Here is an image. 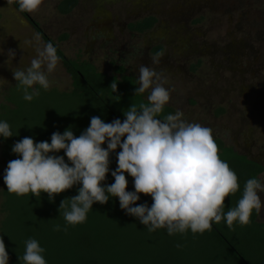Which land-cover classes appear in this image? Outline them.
Returning a JSON list of instances; mask_svg holds the SVG:
<instances>
[{
  "label": "clouds",
  "instance_id": "9594fccd",
  "mask_svg": "<svg viewBox=\"0 0 264 264\" xmlns=\"http://www.w3.org/2000/svg\"><path fill=\"white\" fill-rule=\"evenodd\" d=\"M15 2L19 11L33 13L43 0ZM33 39L37 43L35 57L26 68L12 71L26 101L39 96V89L34 85L45 90L50 87L49 75L60 61L53 43L41 46L39 33ZM15 55L14 49H8L6 63ZM151 59L158 64L159 53ZM138 72L135 96L150 89L148 102L139 106L132 104L124 111L123 121L117 118L106 123L99 116H93L90 126L79 136L69 127L63 134L54 132L50 143L36 142L31 137L14 143L12 152L19 158L8 162L3 176L8 193L17 196L31 193L35 197L46 193L51 202L56 195L81 185L77 195L62 200L59 206V210L65 209L63 216L67 224L73 226L86 221L94 203L106 204L110 197H117L120 208L148 226L149 232L166 228L169 235L184 234L188 230L203 234L211 231L213 222L220 223L222 219L230 229L234 222L248 225L253 212L259 215L264 207L258 195L264 193V183L257 178L248 179L236 206L225 213L226 198L236 194L240 185L235 171L220 158L212 129L188 122L179 110L158 118L170 101V91L153 68L142 64ZM7 83L0 77V88ZM117 84V80L110 84L114 93L118 90ZM12 136L10 125L0 121V137ZM105 143L107 148L102 147ZM118 148V167L111 172L114 183L104 185L110 154ZM61 150L70 163L63 156L54 155ZM125 174L133 178L135 191L127 190ZM141 194L151 196L150 207L146 203L137 204ZM54 230H61L60 226L56 225ZM25 244V252L19 257L23 264H47L43 256L45 249L37 240L29 239ZM0 264H9L2 237Z\"/></svg>",
  "mask_w": 264,
  "mask_h": 264
},
{
  "label": "rangeland",
  "instance_id": "374dc122",
  "mask_svg": "<svg viewBox=\"0 0 264 264\" xmlns=\"http://www.w3.org/2000/svg\"><path fill=\"white\" fill-rule=\"evenodd\" d=\"M60 2L43 0L31 15L53 38L68 34L61 47L69 57L107 73L118 63L136 78L140 65L153 68L170 91L166 105L264 166V0H79L67 15L58 11ZM0 16V77L8 81L0 88L1 111L15 85L12 71L36 55L38 32L8 0H0ZM151 16L157 18L151 30L130 29ZM8 49L16 55L6 63ZM49 80L50 87L72 88L61 61ZM6 168L0 144V206ZM258 195L264 205V193ZM258 219L264 222V207Z\"/></svg>",
  "mask_w": 264,
  "mask_h": 264
},
{
  "label": "trees",
  "instance_id": "16d2710c",
  "mask_svg": "<svg viewBox=\"0 0 264 264\" xmlns=\"http://www.w3.org/2000/svg\"><path fill=\"white\" fill-rule=\"evenodd\" d=\"M78 3L79 0H61L58 11L70 14ZM11 4L19 11L15 0ZM19 12L45 44L51 42L56 47L60 61L72 78V88L49 87L45 90L34 85L40 94L32 101H26L23 89H18L15 81L0 111V121L10 125L13 135L8 139L0 137L6 166L10 160L19 158L12 152V146L24 137L50 143L54 132L63 134L69 127L75 136H79L90 126L93 116H99L106 123L117 118L123 121L124 111L132 104L139 106L148 102L145 94L135 96L138 80L127 67L117 63L113 72L107 73L100 71L91 61L69 57L61 47L68 34L55 39L31 13ZM156 23L157 18L151 16L131 23L129 27L132 31L144 33ZM160 51L162 47L156 49V52ZM114 80L118 82L115 93L109 88ZM175 112L174 107L165 105L158 118L163 119ZM215 141L220 158L235 171L240 185L236 194L226 198V213L236 206L248 179L260 180L264 166L227 146L221 139ZM119 151L118 148L110 154L109 173L104 185L114 183L111 172L118 167ZM54 155L63 156L65 162L70 163L63 150ZM125 175L127 190L135 191L133 178ZM79 187L81 185H74L50 202L46 193L40 197L31 193L23 196L10 194L2 180L0 237L6 245L10 264H23L19 257L23 256L25 242L29 239L37 240L45 249L43 256L47 264H264V222L259 221L255 211L248 225L234 222L230 229L222 219L220 223L213 222L211 231L203 234L188 230L184 234L169 235L166 228L149 232L148 226L120 208L117 197H110L106 204L94 203L86 221L73 226L67 224L63 216L65 209L59 210V206L62 200L77 195ZM145 203L150 207L152 198L141 194L137 204ZM56 225L61 230H54ZM178 244L181 247H177Z\"/></svg>",
  "mask_w": 264,
  "mask_h": 264
}]
</instances>
